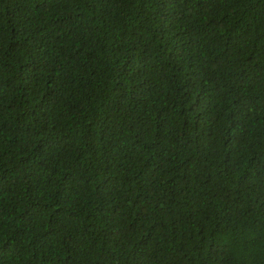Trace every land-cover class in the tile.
Wrapping results in <instances>:
<instances>
[{
    "label": "trees",
    "instance_id": "16d2710c",
    "mask_svg": "<svg viewBox=\"0 0 264 264\" xmlns=\"http://www.w3.org/2000/svg\"><path fill=\"white\" fill-rule=\"evenodd\" d=\"M0 264H264V0H0Z\"/></svg>",
    "mask_w": 264,
    "mask_h": 264
}]
</instances>
